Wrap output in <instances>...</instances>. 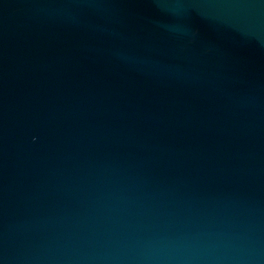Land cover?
<instances>
[{
    "label": "water",
    "instance_id": "1",
    "mask_svg": "<svg viewBox=\"0 0 264 264\" xmlns=\"http://www.w3.org/2000/svg\"><path fill=\"white\" fill-rule=\"evenodd\" d=\"M0 264H264V0H0Z\"/></svg>",
    "mask_w": 264,
    "mask_h": 264
}]
</instances>
